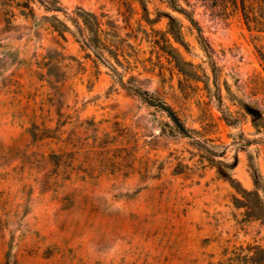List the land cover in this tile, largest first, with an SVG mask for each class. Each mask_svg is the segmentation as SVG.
I'll list each match as a JSON object with an SVG mask.
<instances>
[{
    "label": "rangeland",
    "instance_id": "1",
    "mask_svg": "<svg viewBox=\"0 0 264 264\" xmlns=\"http://www.w3.org/2000/svg\"><path fill=\"white\" fill-rule=\"evenodd\" d=\"M56 1L0 0V264H264V0H177L216 84L166 0Z\"/></svg>",
    "mask_w": 264,
    "mask_h": 264
},
{
    "label": "trees",
    "instance_id": "2",
    "mask_svg": "<svg viewBox=\"0 0 264 264\" xmlns=\"http://www.w3.org/2000/svg\"><path fill=\"white\" fill-rule=\"evenodd\" d=\"M37 2L43 8L45 12H62L63 11V9L58 5V2L56 0H37ZM166 2L169 8L173 12L182 15L190 23V25L195 29L197 33V42L199 44L200 49L204 53L205 57L208 59L209 67H210V70L213 76V80H214V83L216 84L217 66L215 65L213 61L214 51L209 45V43L206 41V39L203 37L201 29L198 26L196 20L193 18L190 12L186 11V9L182 8L178 4L177 0H166ZM24 7L25 6H23L22 8ZM44 18L46 19L48 17H44ZM130 91L134 95H136L143 103L147 104L149 107L157 108L159 111L163 112L165 116L167 117V119L172 123L174 129L180 135L184 137L187 136L188 131L186 127L184 126V124L182 123V121L177 116V114L175 113V111L173 110L171 106L161 101L160 99L154 97L148 91L142 90L141 88L136 87V88L130 89ZM224 120L229 125L233 124L232 122L228 121L226 117H224Z\"/></svg>",
    "mask_w": 264,
    "mask_h": 264
}]
</instances>
